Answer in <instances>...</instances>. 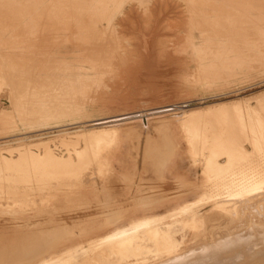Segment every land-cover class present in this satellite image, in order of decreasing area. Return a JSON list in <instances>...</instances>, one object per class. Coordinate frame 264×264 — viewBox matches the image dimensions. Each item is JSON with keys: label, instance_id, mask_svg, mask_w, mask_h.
I'll return each instance as SVG.
<instances>
[{"label": "rangeland", "instance_id": "1", "mask_svg": "<svg viewBox=\"0 0 264 264\" xmlns=\"http://www.w3.org/2000/svg\"><path fill=\"white\" fill-rule=\"evenodd\" d=\"M13 1L0 0V21L12 22L17 19H29L32 16L31 12L8 10V4ZM44 2L49 9L45 13L50 14L47 17L42 16L48 23L42 28L46 37L54 38L55 35L69 33L64 42L59 43L61 48L55 49L54 46L57 44L52 43L49 38H45L44 42L38 45H32L28 39L33 34L31 28L25 31L19 29L15 34L10 31L8 26L4 27L0 22V37L3 40H13L11 43L2 41L0 52L14 54L10 56L12 59L9 67L14 71L19 69L27 74L28 72L30 74L32 69L38 70V67L32 63L51 59L47 57V52L57 50L60 54H65L71 50L69 52L87 53L84 68L93 74L95 89L89 88L90 84L84 86L81 84L84 80L76 79L72 74L68 76V80H74L72 82L79 89V93L83 92L87 95L92 91L95 92L94 102L63 113L58 117L55 116L53 119L50 117L43 121L39 116L31 117L29 125H24L27 121L23 122L24 117L20 113V115L16 113L12 98L14 94H12L13 92L8 93L10 90L15 93V90L12 85L10 86L12 88H9L7 68L0 65V68L4 69V71L0 69V76L8 78V81L5 79L0 81V111L1 109L6 110L5 115L8 117L18 115L15 124L17 129L15 126V129L6 131L0 122V184L2 183L3 187L0 186L3 189H0V194L3 193L0 198L4 197V200L0 199V240H6L12 234H17L18 228L15 223L19 219L29 222L34 220L41 225L56 221L55 224H51L55 226L51 227L57 228L63 225L68 231L62 238L63 242L71 245L82 242L77 235L84 236L86 231L94 230L100 224L104 223L107 227L113 228L119 219L122 220L123 216L120 217V215H125L130 221L140 219L148 211V208L142 207L143 204L148 203L156 206L163 204V198L158 197L160 192L184 194L194 189V187L181 184L182 178L173 180L167 170L161 169L163 164L172 169L179 168L183 172L182 176L189 181H202L204 176H207L208 180H217V175L222 173L218 168L220 165L216 161H207L211 157L209 153L202 156L199 152H202L204 147L210 150L214 141L216 143V141L225 140L226 133H237L232 129L238 128L244 123L243 121L247 126L257 123L264 127V101L260 102V99H252L249 105L243 103V109L239 108L236 112L225 115L218 113L213 117H206L201 112V110L216 104L244 101L245 98H255L264 93V55L262 54L264 45L253 42L243 43V47L240 43L235 48H230L227 54L218 51L213 54V59H210L205 48L207 42L201 38L202 31L196 27V21L201 19L198 17L195 3L183 0H111L112 6L119 3L120 7L114 11L112 25H106L108 28L103 31H101L103 25H99L100 33L92 29H85L83 42H81V35L78 32L72 33L70 28L64 30L65 23L69 20L80 24L79 13L71 14L69 12L68 15L58 16L52 10L53 6L59 5L62 13H66L68 4L71 6L79 3L80 0H44ZM250 8H253L251 1H245L244 13L239 14L244 16L245 21L254 24L259 34L264 38V10L262 9L259 17H255L250 14L254 13L253 11L248 12ZM86 11L92 13L91 9H86ZM33 17L37 18V15ZM53 22L61 23L54 26ZM11 24H15V22ZM80 28L82 27L78 25L76 30L80 31ZM52 30H56L60 34H56ZM255 33L252 35L258 38L257 32ZM74 39L77 43L73 42ZM9 45L14 48L12 51L8 49ZM254 49L259 51L256 57L251 54ZM100 54L101 56L104 54L105 57H100ZM30 56L33 58H29ZM59 59L64 60L62 57ZM258 59L261 61L260 65L249 67L248 63ZM230 62H234L233 68L226 65ZM111 63L113 66H106ZM41 68L49 70V64L42 65ZM99 68L101 69L97 70ZM115 68L118 70L116 71ZM48 70L45 74L47 83L50 76ZM59 71L60 69H58ZM58 74L63 77L64 73ZM32 87V81H30L29 88L25 90L27 98L29 97L25 98L27 101H39L36 96L44 91H49L47 84L41 89ZM103 92L106 94L101 96ZM43 95L41 94V99H47V96ZM258 101L259 104H257ZM252 107L256 108L252 109ZM257 108L258 110H255ZM244 109L246 112L249 111V114L240 111ZM193 111L202 114L189 117L188 115H191ZM139 112H142L141 115L147 116L140 117ZM128 114H132V116L128 117ZM123 115H127L126 120L110 122L112 117L120 118L119 116ZM39 124H46V126H38ZM110 128L117 131V137L115 138L113 135L109 142L100 147L98 155L89 156L91 159H84L82 164L78 165L76 172H73L75 175H67L63 180L60 179L61 181H59L63 185L59 187L50 185L52 189L49 191L46 183L35 180L36 178L42 179L40 178L42 175H37L35 172L30 173L31 169H27L25 160L21 159L25 157V153H20L22 149V151L32 149L36 154H43V151L49 149L54 152L56 157L59 156V159L61 157L66 159L70 151L75 155L74 158L78 159L76 150L87 152V143L84 140L86 137L91 136V133L97 132L98 129L101 132ZM114 129L111 131L112 133L116 132ZM87 132L90 134L87 135ZM245 133L259 134V129L247 128ZM77 134L81 137L76 136ZM219 136L223 137L220 139ZM167 137H170L171 141L178 146V149H175L173 153H170L171 145L167 141ZM203 141L206 146L203 145ZM219 146L218 148H221V145ZM214 148L217 149L215 145ZM12 152L15 153L11 155ZM189 154L200 159V164L195 166L196 173L189 169V159L192 158ZM2 157L14 159L16 163L13 164L14 166L11 165L13 167L10 169H6L7 166ZM205 157H208L207 160L204 159ZM181 158L184 162L181 161ZM170 160L172 163L169 162ZM60 172L66 174L68 170ZM49 181L56 184L54 179ZM39 185L44 190L39 188ZM68 185L69 187H67ZM201 191L191 190L189 192L196 193L192 198L194 201H198L197 205L203 209L204 213L215 210L212 206L213 198L211 197L213 195H204ZM136 196H143L142 201L139 199L137 201ZM28 198L30 199L27 200ZM3 201L5 204L1 205ZM7 202H12L10 207ZM18 204L22 208L18 206L20 209L17 207L16 210ZM162 207L158 209L160 211L151 212L159 213L172 206ZM238 207L239 204L231 209L236 210L237 208L238 211H229V218L234 220L233 224L245 226L252 219V215H254L253 218L257 216L256 219L264 215V213H260L264 210V200L258 204V207L252 206L250 210L244 212H240ZM259 208H261L260 211ZM256 210H258V214L255 212ZM239 215H244V218ZM39 220L41 221L39 222ZM194 225L191 223L184 228L172 231L168 237L176 238L181 244V250H187L195 243L197 235L202 232H199V229ZM90 238L91 235L84 236V241H86L84 246L87 248ZM206 243L209 242H204V244ZM87 252L89 255L95 254L98 249L95 248L91 252L90 249H87ZM79 264H84V262Z\"/></svg>", "mask_w": 264, "mask_h": 264}, {"label": "bare ground", "instance_id": "2", "mask_svg": "<svg viewBox=\"0 0 264 264\" xmlns=\"http://www.w3.org/2000/svg\"><path fill=\"white\" fill-rule=\"evenodd\" d=\"M110 1L111 0H98L88 2L86 0H80V2L77 4H72L71 6H69L68 4L67 10L65 11L66 13H62V9L59 5L53 6L52 10L58 16L63 14L68 15L69 12L71 14L79 13L81 17L80 24L76 21L69 20L65 23L64 30L70 28V31L72 33L78 32L81 35V42H83L85 29H92L93 31L98 32L100 30H98L99 25H103L101 31H103V29L105 28H108L106 25H112L114 11L120 9V7L119 3H115V5L112 6V4H110ZM194 5L196 7L198 17L201 19L200 21H196V27L198 28V30L202 31L201 38L204 39L205 42H207L205 48L207 49V55L210 57V59H213V54L218 51L227 54V51H229L230 48H235V46L240 45V43L242 45L243 43L254 42L262 43L264 45V38L259 34L254 24L245 21L243 15L239 14L238 16H231L229 12L218 10L216 12V15H212V17L210 18L209 15H211L212 13L209 12L208 8H212L214 5L210 6L204 3H195ZM7 9L17 11L22 10L23 12H31L32 16L37 15V18H32L31 16L29 19L13 20L12 22H15V24H11V21H0L3 23L4 27L8 26L10 28V31L15 34L19 29L25 31L26 29L31 28L33 30V34L30 33L31 36L28 39H30V43L32 45H38L39 43L44 42L45 38H49L52 43L54 42L55 44H57L54 47L55 49H58L61 48L59 43L64 42V40L67 38V35L69 34L68 33L66 35H62L56 30H52V32L60 34V36L55 35L54 38H52L51 36L46 37L42 28L45 27L48 23L44 21L45 18L43 19V17H47L50 14L45 13V11L49 9L48 6L46 7V3L44 2V0H14L13 2L8 4ZM86 9H91L92 13L87 12ZM205 11L208 15V17L206 18H204ZM37 12L40 13L37 14ZM59 23L61 22H53L54 26H57ZM78 25L82 27L79 29L80 31H78V29L76 30ZM11 26H13V28H11ZM101 31H99V33ZM255 32H257L258 34V38L252 35ZM75 40L76 39H74L73 42H76ZM2 41L11 43L13 40H3V38L0 37V43ZM8 49L12 51L14 48L9 45ZM262 49V54L264 55V47ZM69 51L65 54H60L57 50L50 53L47 52V57L51 59L44 62L37 61L35 63H32L33 65H36L38 67V70L32 69L30 74L29 72L27 74L26 72L19 69L17 71L11 69V67L9 66L11 64L10 60L12 59V57L10 56H13L14 54L0 52V65L7 68L5 69L8 71L6 73L8 74L7 77L9 76V79L7 78L10 81L9 88L12 85L14 87L13 90H15V93L11 90L10 92L8 91V93L13 92L12 94L14 95H12V98L14 107H16V113H20L22 117H24V119H22L21 117L23 122L24 120L27 121V123L25 122L24 125H29L31 117L36 118V116H39V118L43 119L44 121V119H50V117H52L53 119V117L55 116L58 117L63 113L75 110L76 108L78 109V107L80 106L93 104L95 92L93 93L92 91V93L87 95H85L83 92L79 93V89L74 84V82H72L74 80H68V76L72 74L76 79L84 80L83 82H81V84H84V86L86 84H90L89 88L93 87V74L87 72L84 68V65L86 63L85 59L87 58L88 54L83 52L78 53ZM258 53L259 51H256V49H254L251 54L256 57ZM60 57L64 58V60L59 59ZM100 57L105 56L104 54H102V56L100 54ZM29 58L33 57L30 56ZM45 64H49V70L41 68V66ZM260 64L261 61H259V59L248 63L249 67L258 66ZM226 65L230 66L231 68L235 66L234 62L226 63ZM106 66L111 67L113 65L111 63V65ZM58 69H60L59 72ZM100 69L101 68L97 70ZM46 70L49 71L50 75L48 78L50 82L48 81V83L46 82ZM115 70L117 71L118 68H115ZM2 71H4V69H2ZM6 73H4L5 76ZM58 73H64L65 75L63 74V77L65 78L60 76ZM1 78L0 81L4 79L5 81L7 80L4 77ZM30 81H32L33 87L37 89L43 88L44 86H46V84L49 85L48 92L44 91L36 96L39 98V101H27L29 97L27 98V93L25 92V90L29 88ZM41 94L47 96V99H41ZM104 94L106 93H101V96H103ZM252 99H260V102L264 101V93L255 98H245L244 101H234L230 104H216L215 106H210L206 109H203V111L201 110V112L206 117H213L215 116L214 114L218 113H222L223 115H225L228 113L236 112L237 110H239V108L243 109V103L249 105ZM10 101L12 100L10 99ZM257 104H259V101ZM249 107L251 108V106ZM254 108L256 107H252V109ZM178 109H180V107ZM255 110H258V108ZM240 111H245V109ZM7 112L9 113V110ZM201 112L199 114L194 111L192 113L189 112L191 113V115L188 116H200V114H202ZM248 112H246V114H249ZM5 113L6 110L1 109L0 114L2 115H0V122H2V125L1 123L0 125L3 126L6 131H11L13 128L15 129V126L17 129V125L15 124L17 120L16 116L18 115L15 113L16 115L8 117L5 115ZM132 114H128V117L132 116ZM126 116L127 115L119 116L120 118H118V116L112 117V121L110 122L116 123L118 121L126 120ZM145 116L147 115L142 114L140 117ZM243 122L245 123V121ZM244 123H242V125H240L238 128L232 129L235 132L237 131V133H226L225 140L216 141V143L214 141V143L212 142L211 144L212 147H210V150L207 149V147H204L205 149L202 150V152H199V154L201 153L200 155L202 156L209 153L211 157L208 160V157H205L204 159L207 161H216L220 165L218 168L222 173L217 175V180H208L207 176H204L202 181H189V179H185L182 176L183 172H181L179 168L175 167L174 169H172L169 168L166 164H163L161 168L162 170H167L173 180L174 178H182L183 182L181 184L194 187V189L191 190H194L195 192H197V190H202L201 192H203L204 195H213V197H211L213 198L212 206L213 209L215 208V210L209 213H204L203 209H201L200 206L197 205L198 201L196 202L192 198L196 193L189 192L191 190L184 194H177V192H174L172 194L169 192H160L158 197L163 198V204L160 206L150 205L148 203L143 204L142 207L148 208V211L145 212V214L140 219L130 221L127 217H125V215H120V217L123 216L122 220L119 219L116 226H114L113 228H109L103 223L96 226L94 230L88 232L86 231L84 234L85 237L91 235V238L88 242V248L84 246V243L86 241H84L85 239L83 235H77L78 239H81L80 241H82L78 242L77 245H71L69 243L63 242L64 239L62 238L68 233V231L63 227V225L57 228H52L51 226L55 225L51 224H55L56 221H52L53 223H45L44 225H41L34 220H31V222H29L20 221L19 219L18 222L15 223L18 228L17 234H12L9 238H6V240H0V264H79L81 262H84V264H264V215L262 217H258V219H256L257 216L253 218L254 215H252V219H250L245 226L241 224H233L234 220L229 218V211L232 208H235L237 204H239L238 208L240 212H244L245 210H250L252 206L258 207V204L262 200H264V127H262L261 124L257 123H253L250 126H247ZM144 124L147 123L145 122ZM38 126L44 127L46 126V124H39ZM31 127L34 128V126ZM247 128L259 129V134L245 133ZM113 129L114 128H112V130L111 128L105 129L101 132H99L98 129L97 132L99 133H91V136L89 135L90 132L89 134L87 132V135H89L90 137L88 136L89 138L86 137V139L83 138L87 143V152H78L76 150L78 159H75V155L73 154V152L72 155L70 151L69 155H66V159H62V157L61 159H59V156L56 157L54 152L49 149L43 151V154H36L32 151V149L28 151L26 149V151H22V149L20 153H25V157L21 159L25 160L27 169L29 168L33 170H30V173L35 172L37 173V175H42V177H40L42 179L36 178L35 180H37V182L40 181V183L41 181L46 183L49 191L50 189H52V187H59L63 185L61 184L60 179L63 180V178L67 175L72 176V174H74L73 172H76L78 165L82 164V161L84 159L98 155L100 147L109 142L113 135H115L116 138L118 133L115 129L114 131L116 132L112 133L111 131H113ZM76 136L79 135L77 134ZM222 137L219 136L220 139ZM167 141L171 145L170 153H173L175 149H178V146L171 141L170 137H167ZM203 145L206 146V143L204 142ZM214 145L217 147V149L214 148ZM219 145H221V148H218L220 147ZM14 153L15 152H12L11 155ZM191 157L192 158L189 159V169L195 171V166L200 164V159H197L195 156ZM98 159L96 160L100 161ZM2 160L7 166L6 169H10L14 166L13 164L16 163V160L9 157H2ZM181 161L184 162L183 158H181ZM169 162H171V160ZM65 169L68 170L66 174L65 172H60L61 170L65 171ZM194 173H196V171ZM53 179L56 180L55 185L49 181ZM65 184L67 185L69 183ZM4 185L7 186L6 184ZM0 186L2 187V183L0 184ZM40 186L41 185H39V188L43 189V187ZM1 187L0 189L3 190V187ZM23 187L24 186H22V188ZM67 187H69V185ZM2 195L0 197H2ZM142 197L143 196H136L135 198L137 199V201L138 199L142 201ZM3 198L0 199L2 200ZM29 199L30 198H28L27 200ZM16 202L15 204H17ZM3 203L5 204V202L3 201L1 205H4ZM10 203L7 202L8 206L10 205ZM167 205H171L172 207L159 213L151 212L160 211L158 210L160 207ZM18 206L22 208L21 205L18 204L16 206V210ZM20 208L18 207V209ZM260 209L261 208H259L258 210L260 211ZM236 210H234V212ZM258 210H256L255 212L257 213ZM260 213L263 214L264 210H262ZM13 214L15 215L16 213ZM232 217L233 216L231 215V218ZM240 217L244 218V215H241ZM40 221L41 220H39V222ZM191 223H193V225L195 224L194 227L198 228L199 232H202L197 235V237L195 238V243L190 248L182 251L180 248V242H178L176 238H170L168 236H170V233L172 231L178 230L181 227L184 228ZM204 242L209 243L204 244ZM95 248L98 249L97 253L90 255L87 254V249H90L91 252L95 250Z\"/></svg>", "mask_w": 264, "mask_h": 264}, {"label": "crops", "instance_id": "3", "mask_svg": "<svg viewBox=\"0 0 264 264\" xmlns=\"http://www.w3.org/2000/svg\"><path fill=\"white\" fill-rule=\"evenodd\" d=\"M185 2L190 3H204L206 5L213 6L212 8H208L209 12L212 14L209 15L211 18L212 15L215 16L218 10L226 11L231 14V16H238L239 13H244V2L251 1L253 4V8H250L249 11H253L254 13H250L255 17L260 16V12L262 9L264 10V0H183ZM236 5V6H235ZM214 8V9H213ZM224 8V9H223ZM208 17L207 12L204 13V18Z\"/></svg>", "mask_w": 264, "mask_h": 264}]
</instances>
